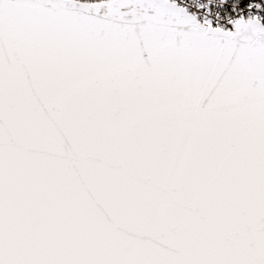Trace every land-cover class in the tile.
<instances>
[{
  "label": "snow or ice",
  "instance_id": "obj_1",
  "mask_svg": "<svg viewBox=\"0 0 264 264\" xmlns=\"http://www.w3.org/2000/svg\"><path fill=\"white\" fill-rule=\"evenodd\" d=\"M0 264H264V0H0Z\"/></svg>",
  "mask_w": 264,
  "mask_h": 264
}]
</instances>
